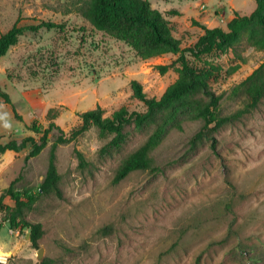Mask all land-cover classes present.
I'll list each match as a JSON object with an SVG mask.
<instances>
[{"label": "rangeland", "instance_id": "374dc122", "mask_svg": "<svg viewBox=\"0 0 264 264\" xmlns=\"http://www.w3.org/2000/svg\"><path fill=\"white\" fill-rule=\"evenodd\" d=\"M169 22L182 48L193 46L202 25L227 29L235 16L249 15L256 0H149ZM71 0H0V34L19 26L63 24L26 30L0 57V141L40 139L29 127L51 120L69 134L79 114L98 105L111 115L121 107L145 112L134 80L147 98H160L178 78L179 54L140 59L125 42L97 30L80 13H65ZM189 64L209 73V89L220 95L221 115L207 138L192 143L204 120L191 109L178 112L151 152L162 172L135 170L113 178L128 156L155 130L130 123L124 139L92 126L57 147L63 197L42 196L17 220L40 222L34 246L29 228L14 227L16 203L6 191L37 187L46 174L50 148L60 131L48 134L42 152L26 159L30 147L0 153V264H264V97L257 106L239 86L264 62V49L246 39L234 50L186 52ZM161 73L157 64H172ZM13 106L17 111L15 114ZM55 115L54 119L51 117ZM8 125L5 127V125ZM214 145V146H213ZM76 151L86 164L81 165ZM31 233V232H30ZM43 249V259L37 251Z\"/></svg>", "mask_w": 264, "mask_h": 264}, {"label": "trees", "instance_id": "16d2710c", "mask_svg": "<svg viewBox=\"0 0 264 264\" xmlns=\"http://www.w3.org/2000/svg\"><path fill=\"white\" fill-rule=\"evenodd\" d=\"M256 8L249 15L238 13L227 23V29L222 27H207L202 25L204 33L193 46L182 48L181 42L176 38L169 26V22L163 13L154 8L149 0H71V8L65 13L73 11L80 13L97 30L107 32L117 40L125 42L134 50L140 59H150L167 53L179 54L176 62L178 78L169 85L160 98H147L142 85L134 80L132 82L134 94L146 105L145 112L130 111L127 107H121L111 115H105L106 110L101 105L79 114L81 124L65 133L59 125L51 120L48 128L33 123L29 129L35 133H41L40 139L34 136H26L21 140L11 139L7 142L0 141V153L8 150L21 152L30 147L26 156L29 159L39 155L48 144V134L53 129L60 131L50 148L49 163L43 181L37 187L15 189L12 181L7 189V195L16 203V208L11 216L10 223L14 227L22 226L31 228L30 240L37 246L39 238L43 234L40 222L31 223L27 220H17L24 210L33 208L34 204L44 195L56 194L63 197L60 188L61 175L57 167V147L75 140L92 126L99 129L101 134L115 133L113 143L119 144L124 139V128L135 123L138 126L154 125L155 130L147 140L132 152L117 170L113 183H118L135 170H150L162 172L161 166L156 165L151 152L162 140L167 124L174 116L183 110L191 109L194 118H202L204 125L197 132L192 143L197 144L207 138V130L210 125L216 123L221 126L237 118L235 114L221 115L219 112L220 95L209 89V73L200 72L189 64L186 52L196 56L205 53L207 49L216 47L219 50H234L246 39L257 49H264V0H256ZM62 28L63 24L44 22L42 25L19 26L15 23L8 31L0 34V57L5 56L9 50L18 43L20 36L26 30L37 31L41 27ZM172 64H157L156 68L161 73H166ZM239 86L246 87L252 98L251 106L255 107L264 97V62L256 68ZM0 98L8 104H12L10 94L0 86ZM15 114L17 111L13 106ZM55 115L51 117L54 119ZM214 146V145H213ZM81 165L86 164V159L81 151H76ZM42 264H49L46 260Z\"/></svg>", "mask_w": 264, "mask_h": 264}, {"label": "water", "instance_id": "95a60500", "mask_svg": "<svg viewBox=\"0 0 264 264\" xmlns=\"http://www.w3.org/2000/svg\"><path fill=\"white\" fill-rule=\"evenodd\" d=\"M29 230V233H28V235H27V237H30V232H31V228H29L28 229ZM37 254H38V259H43V249H39L38 251H37Z\"/></svg>", "mask_w": 264, "mask_h": 264}, {"label": "clouds", "instance_id": "9594fccd", "mask_svg": "<svg viewBox=\"0 0 264 264\" xmlns=\"http://www.w3.org/2000/svg\"><path fill=\"white\" fill-rule=\"evenodd\" d=\"M8 125L6 124L5 127H7Z\"/></svg>", "mask_w": 264, "mask_h": 264}]
</instances>
